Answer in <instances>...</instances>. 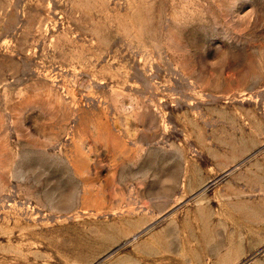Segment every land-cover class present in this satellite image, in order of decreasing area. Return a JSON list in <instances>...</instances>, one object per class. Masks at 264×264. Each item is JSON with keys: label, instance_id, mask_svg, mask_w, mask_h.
<instances>
[{"label": "rangeland", "instance_id": "obj_1", "mask_svg": "<svg viewBox=\"0 0 264 264\" xmlns=\"http://www.w3.org/2000/svg\"><path fill=\"white\" fill-rule=\"evenodd\" d=\"M133 235L97 264H264V0H0V264Z\"/></svg>", "mask_w": 264, "mask_h": 264}, {"label": "water", "instance_id": "obj_2", "mask_svg": "<svg viewBox=\"0 0 264 264\" xmlns=\"http://www.w3.org/2000/svg\"><path fill=\"white\" fill-rule=\"evenodd\" d=\"M150 226V225H149ZM149 226L145 227L143 230H145L146 228H148ZM142 232V231H140ZM133 238H129L127 240H125L123 243L117 245L114 249H112V251L107 252L105 255L101 256L99 259L95 260L92 264H96L98 263L100 260H102L103 258H105L106 256H108L109 254H111L113 251H115L116 249H118L119 247L123 246L125 243H127L128 241L132 240Z\"/></svg>", "mask_w": 264, "mask_h": 264}, {"label": "crops", "instance_id": "obj_3", "mask_svg": "<svg viewBox=\"0 0 264 264\" xmlns=\"http://www.w3.org/2000/svg\"><path fill=\"white\" fill-rule=\"evenodd\" d=\"M224 173H223V175L224 174H227V173H229L230 172V168L227 170V171H223ZM217 178H220V176L219 177H217ZM214 181V180H213ZM141 231H144V230H141ZM105 255V254H104ZM101 261V260H100ZM97 264V263H96Z\"/></svg>", "mask_w": 264, "mask_h": 264}, {"label": "bare ground", "instance_id": "obj_4", "mask_svg": "<svg viewBox=\"0 0 264 264\" xmlns=\"http://www.w3.org/2000/svg\"><path fill=\"white\" fill-rule=\"evenodd\" d=\"M131 238L135 239V238H137V237H136V235H133ZM133 239H132V240H133ZM129 242H130V241H129Z\"/></svg>", "mask_w": 264, "mask_h": 264}]
</instances>
